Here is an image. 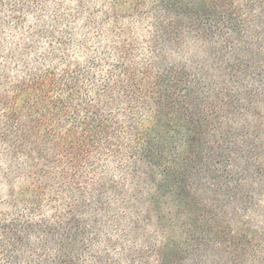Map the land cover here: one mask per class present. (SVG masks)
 <instances>
[{"label":"trees","instance_id":"trees-1","mask_svg":"<svg viewBox=\"0 0 264 264\" xmlns=\"http://www.w3.org/2000/svg\"><path fill=\"white\" fill-rule=\"evenodd\" d=\"M198 166L264 200V0H0V264H134Z\"/></svg>","mask_w":264,"mask_h":264},{"label":"rangeland","instance_id":"rangeland-1","mask_svg":"<svg viewBox=\"0 0 264 264\" xmlns=\"http://www.w3.org/2000/svg\"><path fill=\"white\" fill-rule=\"evenodd\" d=\"M196 167L180 196L174 190L156 194L149 240L140 244L134 264H262L264 262V200L245 199L227 181L211 185L206 171ZM147 200L154 188L144 187ZM198 204V205H197ZM199 208L200 212L195 209ZM203 215L197 229L188 218Z\"/></svg>","mask_w":264,"mask_h":264}]
</instances>
